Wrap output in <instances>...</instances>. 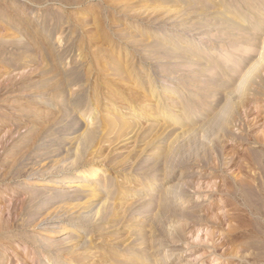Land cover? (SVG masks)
<instances>
[{
    "label": "rangeland",
    "instance_id": "rangeland-1",
    "mask_svg": "<svg viewBox=\"0 0 264 264\" xmlns=\"http://www.w3.org/2000/svg\"><path fill=\"white\" fill-rule=\"evenodd\" d=\"M241 183L264 186V0H0L6 264H264Z\"/></svg>",
    "mask_w": 264,
    "mask_h": 264
},
{
    "label": "bare ground",
    "instance_id": "bare-ground-1",
    "mask_svg": "<svg viewBox=\"0 0 264 264\" xmlns=\"http://www.w3.org/2000/svg\"><path fill=\"white\" fill-rule=\"evenodd\" d=\"M223 12V11H222ZM220 14H222L220 12ZM220 18V17H219ZM211 54V53H209ZM174 108V107H173ZM176 108V107H175ZM178 108V107H177ZM155 110V109H154ZM114 114V113H113ZM130 114V113H129ZM174 113H171L170 115H173ZM168 115H166V113H162L160 116H159V119H160V122L161 124H163L166 119H167ZM128 118V117H127ZM153 118L152 115H149L148 116V120H151ZM169 119V118H168ZM113 122L112 119H104L103 122H102V125L104 126L103 128V131H106V127L111 125ZM124 122V118H119L118 119V124H123ZM135 124V123H134ZM171 125V124H170ZM123 127V126H122ZM121 127V128H122ZM127 127H130L129 125ZM155 128V127H154ZM166 128H168V126H165V127H160V129H163L165 130ZM112 132V131H111ZM110 132V133H111ZM164 133V132H163ZM100 135V134H99ZM102 135V134H101ZM97 137V136H96ZM95 139V133H89V136L88 138L86 139V144H91ZM93 154V153H92ZM91 154V155H92ZM96 154V153H95ZM81 156V155H80ZM79 156V157H80ZM113 160V159H112ZM116 161V160H115ZM65 178V177H64ZM35 179V178H34ZM92 183L91 184H84L83 186L80 185L79 183V180H70L67 183V188H72V187H79V186H82L83 188H93V184L95 183V178L91 179L90 180ZM102 181V180H101ZM121 181V180H119ZM123 181V180H122ZM138 181V180H137ZM57 181H53L52 184H55ZM117 182V181H116ZM132 182V181H131ZM97 184V183H96ZM125 184V183H123ZM122 184V185H123ZM121 184L120 185H116V186H111V189L109 188V185L107 183H103V187L105 190H107V196H110V197H113V196H116L115 194H120V198L119 199H123L124 197L128 196L126 194H128L129 192H132V188L130 187H126L125 186H122ZM48 186H52V185H48ZM54 186V185H53ZM96 187V186H95ZM94 187V188H95ZM135 189L133 191V193H136V192H139V191H142L143 188L141 187V185L139 183H135L134 185ZM82 188V189H83ZM99 191H100V188H98ZM30 190V189H29ZM43 190H49V189H43ZM148 190V189H147ZM97 191V189H96ZM232 195L235 196L236 199H238L239 197L244 201V204H245V207L246 208H249L251 209V219L254 221V223L256 224V230H260L258 232H256L257 236H259L261 238V240L264 239V225H262V223L264 222H261L259 217L258 216H262L264 215V186L263 185H256L255 187H253L252 185L250 184H243L241 183L240 185H236L235 187L233 186V190H232ZM77 192V191H76ZM81 192V191H80ZM105 192V191H104ZM229 193V192H227ZM86 194V193H85ZM88 194V193H87ZM61 196V195H60ZM79 196V195H78ZM88 196V195H87ZM231 196V195H230ZM36 197V196H35ZM38 197V196H37ZM90 197H96V195L94 193H90L89 196H88V199L84 202V204H86V207H89L92 205V199ZM33 198V197H32ZM68 198V197H67ZM50 199V198H49ZM77 199V198H76ZM47 200V199H46ZM53 200V199H51ZM45 201V200H44ZM49 201V200H48ZM59 201V200H58ZM107 201V200H106ZM120 201V200H118ZM149 201H151L150 199V195H143L141 197L138 198V202L139 203H149ZM33 202V201H32ZM81 202V201H80ZM79 202V203H80ZM47 203V202H46ZM69 204V203H68ZM67 204V205H68ZM83 204V203H82ZM94 204V203H93ZM146 205V204H145ZM74 206V205H72ZM71 206V207H72ZM79 206V205H78ZM43 207V205H42ZM77 208V206H75ZM130 207V206H129ZM80 208V207H79ZM126 208V207H125ZM74 209V208H73ZM81 209V208H80ZM108 209V208H107ZM78 210V209H77ZM87 210V209H86ZM81 211V210H80ZM78 211V212H80ZM85 211V210H84ZM112 211H114V209H112ZM76 212V211H75ZM74 213V212H73ZM77 213V212H76ZM82 213V212H81ZM112 216V215H111ZM73 218V217H72ZM9 227H4L2 229L4 230H7ZM54 228H57V230H55L53 232V234H51L50 236L53 237V238H56L58 236H60V234H64V233H68L69 231L71 232L72 229H70V227L68 226H59V227H54ZM255 231V230H254ZM71 236V235H70ZM72 240V239H71ZM61 240H58V241H52L51 243L53 244L51 247H54L53 250L56 249V247H59L58 244ZM76 242V241H75ZM73 243V242H72ZM133 243V242H132ZM135 243V242H134ZM63 246V245H61ZM73 247V246H72ZM134 247V246H133ZM132 248V247H130ZM65 250V249H64ZM264 250V249H263ZM146 251V250H144ZM135 252V251H134ZM150 252V251H149ZM48 253V252H47ZM52 253V251H51ZM66 254V253H65ZM68 254V253H67ZM263 257H264V253H262ZM152 255V254H151ZM52 257V256H51ZM8 259L4 257L3 254L0 253V264H6V262H9L7 261ZM138 264V263H136Z\"/></svg>",
    "mask_w": 264,
    "mask_h": 264
}]
</instances>
